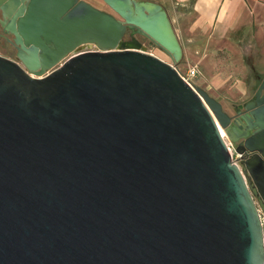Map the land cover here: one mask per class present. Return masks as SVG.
<instances>
[{
  "label": "water",
  "instance_id": "95a60500",
  "mask_svg": "<svg viewBox=\"0 0 264 264\" xmlns=\"http://www.w3.org/2000/svg\"><path fill=\"white\" fill-rule=\"evenodd\" d=\"M103 1L0 0V264H263L264 76L227 110L159 3Z\"/></svg>",
  "mask_w": 264,
  "mask_h": 264
},
{
  "label": "crops",
  "instance_id": "0c3cea01",
  "mask_svg": "<svg viewBox=\"0 0 264 264\" xmlns=\"http://www.w3.org/2000/svg\"><path fill=\"white\" fill-rule=\"evenodd\" d=\"M149 1L166 10L182 47L181 63L185 70L198 67L199 86L224 106L252 97L264 76V0ZM250 66L258 76L240 77Z\"/></svg>",
  "mask_w": 264,
  "mask_h": 264
},
{
  "label": "rangeland",
  "instance_id": "374dc122",
  "mask_svg": "<svg viewBox=\"0 0 264 264\" xmlns=\"http://www.w3.org/2000/svg\"><path fill=\"white\" fill-rule=\"evenodd\" d=\"M87 1H89V2H91L93 5H95V6H97L98 8H101V9H104V10H107V11H111V9L108 7V5L106 4V3H104V1L103 0H87ZM135 37L139 40V41H141L146 47H147V50L149 51V52H151V53H153V54H155V55H157V56H159L160 58H162V59H164V60H166V61H169L170 62V60H169V57L162 51V50H160L157 46H155L152 42H150L147 38H145V37H143V36H141V35H139V34H136L135 35ZM125 39H130V35L129 34H127L126 36H125ZM4 52V48H0V53H3ZM183 60V59H182ZM182 60L177 64V67H178V69L180 70V71H185V64H183V63H181L182 62ZM256 76H258V74L256 73V71H255V69H253V67H248V68H246V70L244 71V72H242L241 74H240V77H242V78H247V79H250V78H255ZM199 79V74H198V76L196 77V78H194V81H195V84L196 85H198L197 84V80ZM205 89V88H204ZM207 90V89H206ZM256 90V89H255ZM255 90H254V88H252L250 91V93L253 95L254 93L253 92H255ZM208 91V90H207ZM210 94H211V92L210 91H208ZM212 95V94H211ZM213 96V95H212ZM236 104H233V105H226V106H224L227 110H230V108H232V107H234ZM225 140L227 141V142H230L229 141V139L227 138V136H225ZM231 148H232V152H233V158H236V156H235V151L233 150V147H232V145H231ZM237 161H238V158H237Z\"/></svg>",
  "mask_w": 264,
  "mask_h": 264
},
{
  "label": "built area",
  "instance_id": "2783aa9c",
  "mask_svg": "<svg viewBox=\"0 0 264 264\" xmlns=\"http://www.w3.org/2000/svg\"><path fill=\"white\" fill-rule=\"evenodd\" d=\"M178 69V67H177ZM181 77L191 86L196 85L194 78H196L199 74V70L198 67L196 65H189L185 71H180L178 69ZM221 131V135L225 140V132L223 131V129L220 128ZM226 141V140H225ZM226 144L228 146V149L230 151L231 157L232 159L237 162V158L239 157V154L235 153L236 158H233V152H232V148H231V143L226 141ZM258 212H259V217H260V221H261V225H262V229H263V248H264V213L258 208ZM263 264H264V258H263Z\"/></svg>",
  "mask_w": 264,
  "mask_h": 264
},
{
  "label": "flooded vegetation",
  "instance_id": "af4514ba",
  "mask_svg": "<svg viewBox=\"0 0 264 264\" xmlns=\"http://www.w3.org/2000/svg\"><path fill=\"white\" fill-rule=\"evenodd\" d=\"M7 37H9L10 39L13 38L12 35H6V36L3 35L0 37V48L1 47L4 48V52L1 54L6 56V57L13 58L16 50H15L14 46L8 41ZM238 159H239V157H238Z\"/></svg>",
  "mask_w": 264,
  "mask_h": 264
}]
</instances>
